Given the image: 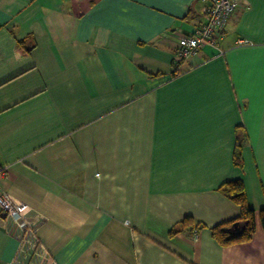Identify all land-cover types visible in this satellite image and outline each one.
<instances>
[{
  "label": "crops",
  "instance_id": "0c3cea01",
  "mask_svg": "<svg viewBox=\"0 0 264 264\" xmlns=\"http://www.w3.org/2000/svg\"><path fill=\"white\" fill-rule=\"evenodd\" d=\"M238 2L218 47L183 61L203 0H0V193L57 264H264V0ZM236 180L257 230L223 246ZM188 217L204 228L171 235ZM40 263L0 210V264Z\"/></svg>",
  "mask_w": 264,
  "mask_h": 264
},
{
  "label": "built area",
  "instance_id": "2783aa9c",
  "mask_svg": "<svg viewBox=\"0 0 264 264\" xmlns=\"http://www.w3.org/2000/svg\"><path fill=\"white\" fill-rule=\"evenodd\" d=\"M207 3V22L200 25L197 31L180 40L178 59L189 60L197 56L206 46L218 47L225 34L227 26L239 10L238 0H203ZM244 43V42H241ZM9 172L7 165L0 164V177H6ZM0 210L9 225L17 226L18 238L26 251V258L36 257L40 264H57L52 253L40 238L41 219L31 216L29 205L15 201L8 193H0Z\"/></svg>",
  "mask_w": 264,
  "mask_h": 264
},
{
  "label": "trees",
  "instance_id": "16d2710c",
  "mask_svg": "<svg viewBox=\"0 0 264 264\" xmlns=\"http://www.w3.org/2000/svg\"><path fill=\"white\" fill-rule=\"evenodd\" d=\"M24 42L19 46L25 51L30 52L28 47H24ZM175 75L179 74L176 69ZM245 136L238 139L235 150L234 162L240 168L244 167L243 146L245 144ZM220 191L229 199L236 202L241 207V215L238 218L219 224L211 229L213 237L223 246H231L235 244H244L250 242L255 236L257 230V213L251 208L248 201L247 189L242 180L230 181L222 185ZM261 222L264 228V209L261 211ZM203 225H196L193 218L188 217L179 225L178 229H174L171 235H175L179 231L194 232L203 229Z\"/></svg>",
  "mask_w": 264,
  "mask_h": 264
}]
</instances>
